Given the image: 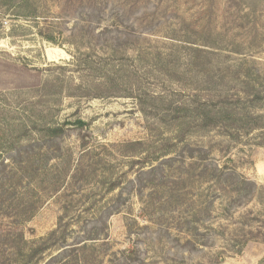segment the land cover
Returning <instances> with one entry per match:
<instances>
[{"label": "rangeland", "instance_id": "1", "mask_svg": "<svg viewBox=\"0 0 264 264\" xmlns=\"http://www.w3.org/2000/svg\"><path fill=\"white\" fill-rule=\"evenodd\" d=\"M63 234L95 239L68 264H262L264 0H0V264Z\"/></svg>", "mask_w": 264, "mask_h": 264}, {"label": "trees", "instance_id": "2", "mask_svg": "<svg viewBox=\"0 0 264 264\" xmlns=\"http://www.w3.org/2000/svg\"><path fill=\"white\" fill-rule=\"evenodd\" d=\"M76 124L78 125H83V123L81 121H78ZM51 133L53 134L54 137H59L64 133L63 130V126L60 127H55L54 129L50 130ZM244 183H249L251 184V188H254V186L256 187V185L254 183H250V181H247L245 179H243ZM55 192L59 191V188L56 187ZM58 232L54 231L50 234V237H54ZM95 239H85L82 242L78 243V244H69L68 243V238L63 234L62 235V239L60 243H55V246L59 247V249L57 250L58 254L53 256L51 258V261L53 263H57V264H68L69 260L71 258H74L75 261L81 262L83 259H81V254L84 253V251H86V249H88V247H92V249H94V245H89L90 241H94ZM46 247V245H44L43 243L41 245H39L38 247H36V249L34 250V254H41L43 253L44 248ZM73 253V255H72ZM81 256V257H80ZM85 258V257H82ZM262 264H264V261L262 262Z\"/></svg>", "mask_w": 264, "mask_h": 264}]
</instances>
